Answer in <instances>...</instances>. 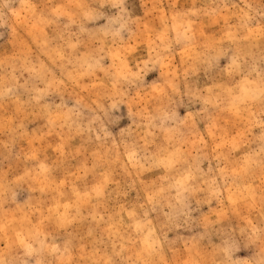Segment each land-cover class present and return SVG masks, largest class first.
<instances>
[{"label": "rangeland", "instance_id": "obj_1", "mask_svg": "<svg viewBox=\"0 0 264 264\" xmlns=\"http://www.w3.org/2000/svg\"><path fill=\"white\" fill-rule=\"evenodd\" d=\"M0 264H264V0H0Z\"/></svg>", "mask_w": 264, "mask_h": 264}]
</instances>
